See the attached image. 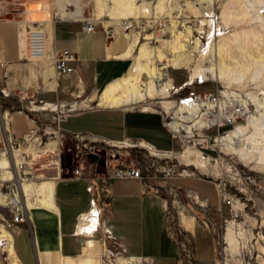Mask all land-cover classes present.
<instances>
[{
    "label": "crops",
    "instance_id": "0c3cea01",
    "mask_svg": "<svg viewBox=\"0 0 264 264\" xmlns=\"http://www.w3.org/2000/svg\"><path fill=\"white\" fill-rule=\"evenodd\" d=\"M35 3L39 6L44 4V14H33L26 6L27 19H24V12L15 10L13 17L0 20V72L7 73L9 90L12 93L18 92V86L14 84L20 80L21 86L28 90V95H31L30 86L36 89L42 88L41 83L52 90L51 92L38 91L41 101L60 102L63 99L61 95L89 97L75 103L69 102L71 110L79 109L69 116L79 117L85 126L81 127L83 129L71 131L63 126L62 122L66 120L64 119L61 121V126L67 132L93 133L108 137L117 144L125 142L132 144L129 140L120 143L118 140L122 139L142 138L162 149L176 148V141L170 130L165 128L163 115L158 110L145 111L141 108L135 110V107L129 105L104 106L98 100L100 89L107 82L127 71L132 61L129 57H120L129 44L127 39L122 36L123 43L120 39L111 42L98 25L94 30L87 31L85 18L90 16L85 17L84 11H77L66 16H61L58 11L60 16L53 14L50 16L51 9L48 1L40 0ZM32 20L43 23L47 29L48 59L28 64L21 60L30 59L27 55L25 38L26 25L31 24ZM119 35L120 33L113 35V38L117 39ZM58 50H69L76 58L70 62L74 68L73 72L60 73L55 79L57 72L54 61ZM109 50L112 56H109ZM168 77L174 87L173 76ZM32 95L35 97L36 92ZM45 95L50 97L47 98ZM93 103H97V108L93 107ZM6 109V111L3 110L2 115L9 114L8 128L14 135L22 136L32 126L38 124L34 118L26 116V112ZM91 112L105 114L104 119L100 121L101 125L116 130L117 135L91 130L92 126L88 118L83 117ZM55 144V141L47 144L45 148L47 152L48 149H55ZM23 148L29 150L30 154L33 153L31 147ZM33 148L37 151L34 146ZM54 160L59 161L58 158ZM59 163L60 161L57 162ZM93 168L94 165L88 167L86 171L88 177L93 174ZM48 179H52L56 184L57 209L36 206L32 208L29 220L12 221L9 229L5 226L13 236L15 252L22 264H116L120 259L126 264L127 258L147 259V263L144 264H181L178 238L172 235L164 205L165 201H170L172 195L160 185H167L170 179L159 178L148 186H145L140 179H111L106 185V190L103 181L98 177L78 180L63 178L58 181L54 177ZM210 182L214 188L209 184H203L204 182L199 185L194 184L186 178L170 184L174 190L178 186L196 190L207 189L204 192L205 195L203 194L207 197L206 212L196 208L187 196L181 195L178 190L177 198L182 205L180 218L182 220L185 217L193 222L188 228L193 253L190 264H220L216 250L220 238L217 228L221 225L220 216L228 215V205L220 203L216 182ZM199 190L197 191L200 193ZM94 205L100 209L101 226L92 233L89 230L79 232L82 216L88 213V220L91 207ZM204 220L214 221L217 227L207 226ZM182 223L185 226L184 220ZM89 241H96L95 247L90 246ZM224 241L225 249L231 251L226 236ZM105 248L112 249L122 256L108 263Z\"/></svg>",
    "mask_w": 264,
    "mask_h": 264
},
{
    "label": "built area",
    "instance_id": "2783aa9c",
    "mask_svg": "<svg viewBox=\"0 0 264 264\" xmlns=\"http://www.w3.org/2000/svg\"><path fill=\"white\" fill-rule=\"evenodd\" d=\"M6 10V0H0V20L8 19L6 18ZM85 19V29L87 31L94 30L98 20L92 17ZM121 23L126 26L127 30L136 27L140 33V37L144 39L147 32H153L150 39H148L153 44L160 42L159 37H163L166 34V30L164 31V29L169 26L167 17H164L163 20L156 24L151 23L149 25L145 22L139 24L135 20L127 18H122ZM26 26V42H28L29 57L43 58L48 50L46 41L48 32L46 27L43 23L36 25L27 23ZM104 32L112 36L115 32V27L110 26L106 28L104 25ZM74 58L76 56L69 50H58L55 53L54 61L56 70L64 74L72 73L74 68L70 62ZM1 95L4 97V103L9 110L26 112L27 115L33 112L37 117L42 118H44L42 112L47 111L46 113L49 114V117H46L48 120L45 123L42 122L41 124L38 123L32 126L22 136L12 134L10 128L5 132L0 129V134H2L0 137V160L3 157L6 158L5 162L0 165V223L7 228L10 227L12 221L18 222L30 219L32 208L39 206V204L35 203L32 206V194L31 191L25 189V184H31L32 181H38L47 178V176L54 177L57 181L63 180V178L78 180L98 177L103 181L105 190L106 185L111 179H140L145 186H148L159 178L168 179L173 177L170 171H175L176 164L171 163V161L177 156L176 148L162 149L142 138L118 140L120 143L129 140L133 145L130 146L131 148L142 147L147 151L145 153L146 158H138L137 160L133 158L130 161H125L122 158L124 152L122 153L119 149L123 146L115 143L114 140L88 132L76 131V133H71L65 131L61 126V121L68 118L71 109L62 108V106L64 107V102L45 100L41 101V104H38L34 95H31L29 102L26 104L25 99L27 97L25 91L20 90L12 93L7 87V73L5 71L0 72V111L6 109L2 107ZM151 102L154 104L153 100ZM198 103L196 119L202 118L198 122L187 118L182 119L176 113L174 106L167 111L163 107L157 110L163 115V124L166 129L170 130L179 147L184 149L187 145H192L198 148L199 159L206 162L215 161L222 151L218 147L217 155L212 156L208 152V149L214 151L216 147L213 145L217 143V136L227 134L228 130L236 122L242 121L246 112L243 111V107L236 100L235 96L230 94L224 95L218 91L193 92L182 95L176 100V104L190 105L191 107ZM34 119L38 121V118ZM177 120L180 121L179 124H176ZM224 128H228V130ZM210 129H215L214 135L208 133ZM67 137H71L75 147H77L76 158H74L77 161V166L65 169L62 164L59 166L57 163H53V161L54 158H58L61 161ZM28 138L30 140L31 138L35 139L38 145H45L49 139L53 138L56 141L55 149L49 150L48 154L34 156L29 153V150L23 148L24 146H28ZM106 145H109L110 148H107L103 169L99 170L100 152L103 148H106ZM125 147L129 148L128 146ZM92 153L97 154V158L93 162H90L88 155ZM36 163L41 165L37 166ZM90 165H94V168L93 174L88 177L86 171ZM52 171H55V173L50 174ZM64 171L66 172L64 173ZM160 185L165 187V190L172 195L170 201H165L164 205L166 216L170 221L172 235L178 238L179 261L181 264H190L193 259L191 250L192 239L189 235L188 227L186 228L183 225L180 218V208L182 205L177 198L178 190L177 188L174 190L165 184ZM215 185L218 188L220 203L227 204L230 207L229 216L231 218L236 217V208L233 206V195L235 193H230V189L227 188L229 185H227L226 180L222 177H219ZM180 187L178 186V188ZM187 196L193 205L206 212L208 208L207 197L201 196L197 190L192 188H188ZM241 197V195H238L236 200L239 201ZM245 205L244 203L242 210L245 208ZM99 217L100 209L95 205L92 206L90 218H92L95 224L93 232L101 226ZM220 217L222 219L221 228L222 225L226 226L228 219L227 217ZM204 223L212 228L217 227V224L211 220H204ZM111 253L114 254L113 251ZM116 253L118 256L120 255L118 252ZM106 260L108 263H111L115 258L112 259L106 253ZM139 261L141 264L147 263V259H139Z\"/></svg>",
    "mask_w": 264,
    "mask_h": 264
},
{
    "label": "rangeland",
    "instance_id": "374dc122",
    "mask_svg": "<svg viewBox=\"0 0 264 264\" xmlns=\"http://www.w3.org/2000/svg\"><path fill=\"white\" fill-rule=\"evenodd\" d=\"M40 0H6V18H11L14 16L13 11L19 10L20 12H24L25 16L24 19H27V11L26 6L30 2H36ZM49 2V8L51 9L50 16L53 14L54 16H66V15H72V13H76L77 11H84L85 17H92L96 18V2L97 0H78L74 5L69 6L68 10L70 12L64 10V0H46ZM143 0H137L138 3H141ZM146 1H154V0H146ZM240 0H206L204 3H202V0H167L166 1V7L168 8V12L171 11V15L174 16L179 23V31H182L183 36V43L185 44V51L179 49V46L175 45V40L177 37H175V33L172 29V22H170V18L167 17V12L164 14L161 19L163 20L164 17H167L169 20V26L164 29L166 30V34L161 37H159L160 42L154 43L153 45L149 44L150 42H147L144 38H140L139 45L137 47V50L135 51L134 57L131 59H135V57L139 54L138 52L141 49V46L143 44H148L149 50L153 49L156 46L160 47V52L158 53L160 56L155 58V62L157 65V68L159 69L160 76L157 78H154L155 83L159 87H163L167 85V82L169 80L168 76H173V83L174 87L170 86L169 89L166 92V95L156 96L153 95L152 98L145 102L129 105L130 107L145 109L150 108L152 110H160L161 107H163L166 111L170 110L174 106V108H178L179 104H176V100L179 99L182 95L185 94H191L193 92H204V91H218L222 94H225L224 91H226L225 95L228 94H235V95H242L245 99H248L250 103V111L255 112V107L253 103L251 102L249 98V93L252 95H259V97H262L264 99V68L262 69L260 75H259V82L256 84L249 80L248 77H245V80H243V83H232L229 80H221L219 78L214 77L211 74H207V80H202L201 78H193L196 64L200 59L202 58H210L212 56L210 51V43L215 40L218 44L225 45L229 50V54L226 55L225 60L227 63H233L232 57H236L240 61L245 60V54L244 52L240 51L234 44H233V37L232 34L239 35L241 38L244 39L243 48L245 51H251L255 55L257 52V44H259V47L262 51H264V44H262V40H264V33L260 31V28L256 26L255 24H252L250 19H246L244 21L236 22L231 21L230 23L225 22L222 15L224 10L229 7L232 10H237V4L236 2ZM60 15H59V13ZM39 17V16H38ZM109 12L107 11L101 20L97 21L98 28L104 31V25L102 22H109ZM105 19V20H104ZM213 20V25L216 27H211V23L209 24L206 21ZM100 21V22H99ZM32 25H36L39 23V21H30ZM142 22L147 23V25L153 23L156 24L157 22H150L146 19H140L137 20V23L141 24ZM160 28V26H159ZM213 28V30H211ZM216 28V30H214ZM260 31L258 36V39H254V37L251 35L250 38H248L247 34L249 31ZM163 31V30H162ZM161 31V32H162ZM263 33V34H262ZM129 36L136 34L138 38L140 37L139 31L134 27L127 33ZM149 34H153V32H147L146 33V39H150ZM106 37H109L111 39V42L119 41L124 42V39H122V36L127 39L129 42V39L124 36V34H120L117 39L112 38V36L107 35L105 33ZM193 38V39H192ZM200 40V47L196 48V40ZM256 43V44H255ZM264 43V42H263ZM141 44V46H140ZM174 53V54H173ZM207 53V54H206ZM189 55V56H186ZM181 57L183 58V62L181 64V68H174L173 64L170 63L171 58ZM159 59V60H158ZM28 62V64H31L34 62L31 59H25L21 60ZM30 62V63H29ZM167 64L166 68H163L164 65ZM27 64V63H26ZM27 64V65H28ZM25 66V65H24ZM24 70V69H23ZM26 72V70H25ZM56 74V73H55ZM162 75V76H161ZM55 76V75H54ZM146 74L144 75V78H146ZM56 77L58 75L56 74ZM168 77V78H166ZM166 78V79H165ZM8 79V78H7ZM111 81V80H110ZM162 81V82H161ZM187 81V82H186ZM15 86H18V91L23 90L25 91V95L27 99H25V103L27 104L29 102V99L31 95L36 92V103L41 104V100H39L38 91H44L47 90L48 92H51L45 84L41 83L42 88H34L30 86V93L29 96L28 90L24 89L21 86L20 80L17 81ZM159 87V88H160ZM102 88L100 89V91ZM99 91V92H100ZM248 95V96H247ZM44 96V95H42ZM66 96V95H65ZM91 96V95H90ZM45 97L49 98V95H45ZM43 97V98H45ZM61 101L62 102H69L75 103L76 101H82L86 98L84 95H75V96H66L63 97L61 95ZM67 98V99H66ZM2 99V107L6 108V104L4 103V97L1 95ZM168 99V100H167ZM99 100V98H98ZM154 101V104L151 101ZM57 102V101H55ZM162 103V104H160ZM97 103H93V107L97 108ZM69 107V106H68ZM67 107V108H68ZM71 108V107H70ZM77 109L76 111H78ZM6 111V110H5ZM76 111L71 110L70 115L72 113H75ZM247 111V110H245ZM250 111H247L244 115L242 121L238 122L241 125H244V123L247 122ZM4 112V111H2ZM2 112H0V129L2 130L1 124L4 122L2 119ZM45 112H42V117H37L35 113L30 112L29 117L32 118H38L37 123L41 124L42 122L45 123L49 117V114ZM27 115V114H26ZM28 116V115H27ZM246 116V117H245ZM84 118H88L89 122L91 123V130L93 129L96 132L104 133V134H110V135H117L116 130H111L109 128L104 127L101 125L100 121H102L105 117V114L103 113H86L83 115ZM65 129L75 131L76 129H83L81 128L83 125L82 120L79 117L75 116H69L68 119L64 120L62 122ZM236 128V126H232L229 130L228 128H224L228 130L227 134L222 136H227L229 132L233 131ZM209 134L214 135L215 129H210L208 131ZM252 132H249L251 134ZM55 141L54 139H51L47 141L46 145L38 146V144L31 140V142L28 143V147H31L33 145L36 148V152H39V148H47V144L50 142ZM56 142V141H55ZM211 143H213L211 141ZM120 146H123L120 149V151L124 155L122 158H124L125 161H130L131 159H138V158H146L145 153L147 151L142 147H130L133 146L131 143L125 142L123 144H120ZM128 146L129 148L125 147ZM213 146H215V150H209L208 152L215 156L218 152V147L220 149V156L216 157L217 159L214 161H211V164H207L205 168H196L194 165H187V161H197L198 158V151L197 147H194L192 145H187L184 149L179 147L178 144L176 146L177 149V156L174 157L173 161L171 163L176 164L175 171H170L171 174H173V177H170V182L166 185L170 187V184H174L176 180H184L189 179L192 183L202 184H209L210 186L214 185L210 182H217L219 177H222L226 180L227 185H229L227 188L230 189V193H235L233 195L234 198V207L236 208V217H230L229 216V209L228 206V215L227 219L228 222L226 223V226L222 225L221 228H217V232L220 235V238L218 239L216 250H217V260H219L220 264H264L263 263V254H264V164H258L260 161L259 157L257 155H250V154H238L235 155L231 153L228 149H224L221 143H216ZM110 148L109 145H106V148H103L101 150V158L99 160L100 165L98 166L99 170L103 169V163L106 158L107 148ZM64 153L62 154V159L60 163L63 165V167L66 169L68 167H76L77 161L74 159L76 158L75 153H77V147H75L73 143V139L71 137H67L65 144H64ZM130 152V153H127ZM184 156H182V153ZM35 156V155H34ZM52 158V157H51ZM45 162V160H43ZM255 161V162H254ZM37 166H40L41 164L36 163ZM66 171H64L65 173ZM49 173V172H48ZM52 174V172H50ZM179 174V175H178ZM48 178H53L50 176H47V178H43L38 183H41L43 181L49 180ZM205 187V186H204ZM190 187H180L177 188L179 192H181V195L187 196V190ZM194 189V188H192ZM203 189V188H201ZM199 190L200 195L204 197L207 189ZM196 190V189H194ZM198 192V191H197ZM204 194V195H203ZM241 195L239 201L236 200L237 196ZM187 199L188 196H187ZM242 202V203H241ZM245 205V208L242 210V206ZM196 208V205H194ZM229 226H233L235 230V234L237 237V244L231 245V251H228L226 248V243L224 241V237L226 236V228ZM9 228V227H8ZM112 249H106L105 253L108 254L112 259H116L118 257L116 251H113L114 254L111 253ZM257 257V259H256ZM0 264H11L9 256H7V253L3 251V247L0 246Z\"/></svg>",
    "mask_w": 264,
    "mask_h": 264
},
{
    "label": "bare ground",
    "instance_id": "6f19581e",
    "mask_svg": "<svg viewBox=\"0 0 264 264\" xmlns=\"http://www.w3.org/2000/svg\"><path fill=\"white\" fill-rule=\"evenodd\" d=\"M78 0H64V10L68 13L69 6L74 5ZM167 0H154V1H146L143 0L141 3H138L137 0H97L96 2V20H101L103 15L108 11L109 12V22L103 21L102 23L105 24L106 28L110 26L115 27V32L113 35H118L119 33L124 34L126 38L129 39V44L127 48L121 53L120 57L123 58H133L135 55V51L137 50L138 43L140 42V38L136 34L129 36L127 33L129 30L126 29V26L121 23L122 18H127L131 20L146 19L150 22H160L159 20L161 17L166 14L167 17L170 18V22H172V29L175 33V45L179 46L180 51H185V44L183 43V32L179 31V23L178 20L171 15V11L168 12V8L166 7ZM206 0H202L204 3ZM237 10H232L231 8L227 7L223 12V19L225 22L230 23L231 21L241 22L246 20L247 18L251 20L252 24H255L260 28V31L264 33V0H240L236 2ZM44 4H37L35 2H30L27 5L29 11L36 15H42L45 13L44 11ZM80 16V15H79ZM81 17V16H80ZM105 20V19H104ZM100 22V21H99ZM208 22L211 27H216L213 25V20L210 19ZM136 28V27H135ZM213 30V28L211 29ZM216 30V28L214 29ZM249 31L247 34L248 38L252 35L254 39H258L260 36L259 32ZM262 33V34H263ZM112 35V38H113ZM149 34L148 37H150ZM233 44L242 52H244L246 59L240 61L236 57H232L233 63H227L225 60V56L229 54V49L223 45L218 44L215 40L210 43V51L212 56L210 58H202L196 64V69L193 78H201L203 81L207 80L206 75L211 74L216 78L221 80H229L232 83H243L245 77H248L254 83L259 82V75L264 68V51H262L257 44V52L255 55L251 51H245L243 48L244 39L241 38L239 35L232 34ZM193 39V38H192ZM26 40V38H25ZM48 40V36H47ZM46 40V41H47ZM147 42H150L145 38ZM200 40H196V48L198 49L200 46ZM264 40H262V44ZM159 43V42H158ZM153 45V43H149ZM256 44V43H255ZM111 45V44H110ZM141 46V44H140ZM48 47V41H47ZM160 52V47L156 46L153 49L149 50L148 44H143L141 46L139 54L133 59L130 65L127 68V71L122 73L119 77L107 82L105 86L99 93V101L101 105H108L112 107H121L122 105H133L141 102H145L152 98L153 95L159 96L166 95L167 90L170 86H172L171 80H168L167 85L163 87H158L154 81V78L160 76L159 69L157 68L155 58L159 57L158 54ZM109 56H112L110 50L108 52ZM174 54V53H173ZM207 54V53H206ZM27 55H28V42H27ZM117 56V55H116ZM189 56V55H186ZM29 57V55H28ZM50 58V57H49ZM31 60L34 62H43L48 59L47 52L43 56V58H32ZM159 60V59H158ZM170 63L173 64L174 68H181V64L183 62L182 56L171 58ZM168 63L164 65L163 68H166ZM57 75L60 74L55 68ZM147 75L144 78V75ZM62 75V74H61ZM162 76V75H161ZM208 76V75H207ZM209 77V76H208ZM57 77H55L56 79ZM226 94V91H224ZM224 94V95H225ZM236 100L239 101L240 105L243 107V111L247 110L250 111V103L248 99H245L242 95H235ZM251 102L255 107V112L250 111V116L244 125L236 122L234 126L236 128L229 132L227 136H217L216 140L217 143H221L224 149H228L231 153L238 155V154H250V155H257L260 159L258 164H264V99L259 97V95H252L251 93L248 94ZM247 95V96H248ZM168 100V99H167ZM64 107L71 109L70 105L67 102H64ZM198 104H194V106H187V105H179L176 109V113H178L179 117L192 119L194 122L201 121V117L196 119V114L198 111ZM7 110V109H5ZM145 111H150V108H145ZM3 111V110H2ZM0 111V112H2ZM245 111V112H247ZM27 116V115H26ZM2 119L4 122L1 124L2 130L4 132L9 127V114L4 113L2 115ZM179 120L176 121V124H179ZM233 126V127H234ZM169 130V129H168ZM249 132H252L249 134ZM225 135V134H223ZM53 139V138H51ZM49 139V140H51ZM31 140L35 141V139ZM30 138H28V143L31 142ZM48 140V141H49ZM36 142V141H35ZM47 143V142H46ZM46 145V144H45ZM44 146V145H38ZM31 152L33 155H42L48 154L47 149L42 148L39 149V153L35 151L33 146H31ZM196 153H199L197 151ZM185 152L181 155L184 156ZM6 158L3 157L0 160L1 163L5 162ZM56 161V162H55ZM59 161L54 160L53 163H57ZM255 162V161H254ZM187 165H194L196 168H205L207 164H211L210 162L203 161L201 159L197 161H187ZM60 166V163L58 164ZM39 181V180H38ZM55 181L49 179L47 181H43L38 183L36 180L32 181L31 184H25V189L27 191H31L32 194V206L33 204L37 203L39 206L42 207H49V208H56L55 203ZM235 205L233 200V206ZM89 214H84L79 222V232L80 231H87L89 230L90 233L93 232L94 223L92 218H88ZM184 224L186 227L190 228L193 224L192 221L188 220L187 218L183 217ZM198 225V224H197ZM198 227V226H197ZM88 232V233H89ZM264 237V236H263ZM226 240L228 241V246L233 244H237L238 240L235 234L234 227L229 226L226 228ZM0 245L3 247V251L7 253L9 256L11 264H22L19 257L16 255L13 236L10 231L2 224H0ZM89 245L95 247L96 241H89ZM228 250V249H227ZM122 256V255H119ZM124 257V256H123ZM140 261L136 258H127L126 264H141ZM116 264H124L123 261L120 259ZM143 264V263H142ZM260 264V263H259Z\"/></svg>",
    "mask_w": 264,
    "mask_h": 264
},
{
    "label": "water",
    "instance_id": "95a60500",
    "mask_svg": "<svg viewBox=\"0 0 264 264\" xmlns=\"http://www.w3.org/2000/svg\"><path fill=\"white\" fill-rule=\"evenodd\" d=\"M96 158H97V154L95 153L88 155V159L90 162H93Z\"/></svg>",
    "mask_w": 264,
    "mask_h": 264
}]
</instances>
